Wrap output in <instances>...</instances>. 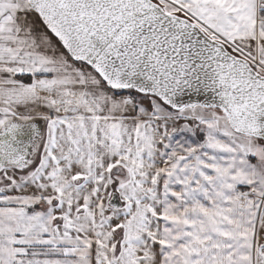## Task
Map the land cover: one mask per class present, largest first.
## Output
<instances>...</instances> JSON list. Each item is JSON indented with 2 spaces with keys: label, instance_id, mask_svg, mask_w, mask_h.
I'll use <instances>...</instances> for the list:
<instances>
[{
  "label": "snow or ice",
  "instance_id": "1",
  "mask_svg": "<svg viewBox=\"0 0 264 264\" xmlns=\"http://www.w3.org/2000/svg\"><path fill=\"white\" fill-rule=\"evenodd\" d=\"M0 264H264V0H0Z\"/></svg>",
  "mask_w": 264,
  "mask_h": 264
}]
</instances>
